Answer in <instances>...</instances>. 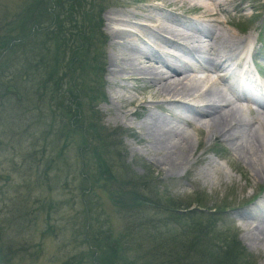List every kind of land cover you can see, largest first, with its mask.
<instances>
[{
  "label": "rangeland",
  "instance_id": "374dc122",
  "mask_svg": "<svg viewBox=\"0 0 264 264\" xmlns=\"http://www.w3.org/2000/svg\"><path fill=\"white\" fill-rule=\"evenodd\" d=\"M63 1V8L55 6V0L40 1V10L45 8L46 11L42 22L43 30L36 31L37 34L33 36L36 38L35 41L33 39L34 50H29L30 46H33L32 43L26 47L22 43H19L21 45L14 44L16 46H14L11 60H9L10 49L9 52H4L1 45L2 34L8 38H16L21 35L24 28L20 29L21 22L16 18L24 13L31 0H0V65L5 66L2 72L11 76L0 80V242L4 243V248L9 250H4L5 254L8 253L12 257L9 264H95L92 256L93 243L85 241L83 231L87 225L84 217V204L90 200V204L96 205L94 198L96 196L102 197L99 205L105 214L103 218L107 216V220L108 218L111 220L110 231L115 237L122 236L120 239L122 249L118 253L122 261L120 264H123V258L126 259L124 264L125 262L126 264H143L141 260H132L134 255L139 253L138 244L133 238L143 234L141 227L150 225L149 220H158L163 213L151 208L146 209V213L145 208H140L138 211L145 213L139 214L138 212L131 219L129 213L122 212L120 208L114 206L110 198L113 197V192L116 189L119 190L122 185L120 180L129 176V172H132L138 179L146 178V181L150 183L149 186L156 187L160 197L168 198L173 204L180 205L181 208H187L186 206L191 203L192 206L188 210L195 209V203L197 204V200H201L198 206L202 205L203 210L195 209L199 213L196 218L203 225L210 224L213 230L202 238L205 237L204 239L209 240L212 244L221 245L217 240L224 239L221 237L222 232L226 233L224 236L228 238L234 235L244 249V254H247L244 260L238 257L240 264H264V242L256 240L250 242L245 238L247 233L251 236L256 233L253 229V226L258 224L255 221L256 218H247L245 214L256 202L253 197H264V183H258L253 179L249 162L242 158L238 147H230L226 142L216 138L208 139L205 128L198 131V129L194 130L192 127L180 123L178 124L180 129L184 135L193 139L192 144L196 149L193 156L184 161L182 169L169 172L166 166L163 167L162 161L157 162L153 157V154H156V148L158 150L164 148L155 145L151 148L147 143H144L145 141L141 142V130L137 127V123L144 120L146 114L151 111L157 118L164 119L170 125H174L175 121L170 116L173 108L166 105L167 109L162 110L158 105H153L156 103L150 102L155 100L159 103L164 98L157 92V88L151 87L149 82L126 83L120 81V76L113 77L109 73L113 57L111 46L113 33L117 29L128 28L124 22L122 24L110 22V18L124 21V19L131 20L132 17V21L135 22L137 15L147 13L145 9L148 5L168 2L166 0H96L95 10L97 14H100L99 30L105 40L104 43L103 40L100 43H95L92 40L95 44L93 45L94 50H90L89 59L93 53L98 51L101 52L102 60H104L102 81L97 88L92 87L94 93L97 94L98 90V94L94 95L95 99L87 98V94L84 92L88 85H86L85 78H83V82L79 80L78 70L75 75L77 77L66 76L63 79V92L60 96L62 98L58 96L57 99L56 94L52 92L51 95L50 93L44 94V97L40 98L39 93V96L35 94L40 92L38 86L41 83L48 84L46 86L48 92L52 89L57 91V88L53 87L56 80L53 75L58 73L61 76L64 71L67 74L66 71L69 68L67 61L71 51L79 46L78 36L75 39L68 36V32V35L65 34L71 19L74 18L73 15L77 17V25L81 24L82 19L77 16L80 13L79 7L76 2L72 1L75 9L69 12V7L72 4ZM198 1L207 3L228 1V12L222 13L219 17L224 22L223 26L209 24L211 30L218 32L222 30L223 34L228 30L235 33L237 38L246 41L244 49L250 47L253 49L252 54L258 53L257 61L264 66L262 47L264 0H191L189 1L191 3L184 4L183 9L176 8L182 4L180 2L171 5L168 12L175 11L177 16L171 13L158 16L168 25L189 33L175 21L178 20L180 24L188 23L202 14V11L193 8ZM49 9H51L50 12ZM194 11L196 15L189 14ZM55 14L59 16L58 20L53 22ZM186 15L191 19L185 18ZM57 21L62 24L63 30L59 33L58 40L55 38V34L60 29L57 28ZM6 25H8V29ZM24 31L28 30L24 29ZM87 33L89 32L87 31ZM190 34H192L191 30ZM12 41L10 40L9 43ZM56 47H58V51L55 54L63 62V65L59 67L60 72L52 69L54 68L52 57ZM171 51L178 53L176 49H171ZM228 56L232 57L230 54ZM244 58L248 62L249 57L244 55ZM113 70L120 71L121 69ZM251 71L253 78L256 79L254 69L251 68ZM212 75L214 76V74ZM191 76L197 77V79L204 78L203 75L199 77L196 74H191ZM47 78L53 79L48 80ZM113 80H116V83ZM229 81L218 79L219 84L216 86L231 95L236 107L249 109V102L236 100V97L239 96L237 88L233 79ZM73 83H78L77 86L80 88L72 87L71 91L74 92L77 89L80 91L79 94L84 93L79 108L80 116L75 119L72 118V115L61 113L57 108V105H62L61 102L65 104L66 101H69L68 91L70 90L68 89ZM209 86L203 83L196 89L197 92L193 91V94L190 95H202ZM7 87H9L8 90ZM124 87L127 89L126 91L123 89ZM212 89L217 90L214 87ZM15 91L21 96L28 95L29 99L16 97L13 95ZM51 96L54 98L52 99ZM113 96L118 100L124 96L134 97L135 102H132L130 106L125 104L128 103L126 101H120L119 104L115 102L116 109L110 108ZM205 99L215 98L210 96ZM141 100H149V106L137 103L142 102ZM182 100L188 101L187 98ZM123 105L129 110V114L126 115L130 120L126 121L123 116V121H115L116 116L123 115ZM243 116L247 120L246 127H252L253 130L257 129L256 131H258L257 123L253 124L254 119H257L255 112L244 111ZM89 122L97 123L99 136H103L107 141L106 150L108 149L111 154L106 155L104 159L106 165L111 166V173L114 174L112 180L97 182L95 177H92L96 176V168L100 165L96 159L94 160L92 152L94 143L92 147H85L82 146L83 142L81 141V124L86 126ZM49 126L51 133L47 134ZM68 128L74 129V132L70 131L68 142H65V132ZM247 128L240 130L241 133L243 132L241 134L243 142L248 139ZM262 129L260 128L258 131L260 134L264 133ZM142 133L148 139L145 131ZM114 143L116 146H113ZM63 157L67 159L66 166L63 165L64 162L60 161L63 160ZM49 159H53V163L48 168ZM142 183L145 184L138 181V184ZM95 185L96 196L90 195L88 188ZM103 185H107L106 189L100 187ZM84 190L85 193L82 192ZM103 193H106L108 199ZM259 205L264 206L263 198ZM258 206L252 215L258 213V219L264 220V213L257 209ZM214 209L217 210L215 213ZM219 209L221 210L219 211ZM211 215H215V217ZM188 222L187 219L182 220V223L188 224ZM259 223L264 224V221H259ZM88 226L90 227V224ZM92 227L95 231L91 232L92 228L86 230L88 238H91L92 234L98 238H103L106 235V232L103 231L107 226L103 228L99 224V226L92 225ZM99 254L100 256L104 255L103 252ZM129 259L130 263H127Z\"/></svg>",
  "mask_w": 264,
  "mask_h": 264
},
{
  "label": "bare ground",
  "instance_id": "6f19581e",
  "mask_svg": "<svg viewBox=\"0 0 264 264\" xmlns=\"http://www.w3.org/2000/svg\"><path fill=\"white\" fill-rule=\"evenodd\" d=\"M166 1L168 3H163L165 5H148L145 9L147 13L137 15V21L135 22L132 21V17L131 20L124 19V21L115 18L109 20L118 24L124 22L125 26L133 29L125 27L124 29H117L113 33V37L111 36L113 38L111 44L113 57L109 69L110 75L113 77L120 76V81L126 83L149 82L151 87L157 88V92L164 98L159 103L155 100L150 102L156 103L153 105H158L162 110L167 109L166 105L173 108L170 116L175 121L173 122L174 125H170L164 119L157 118L149 111L146 118L137 123V127L141 130L140 141H145L144 143H147L151 148L153 145L156 147L162 146L164 149L158 150L156 148L157 151L156 154H153V157L156 158L157 162L162 161L164 163L163 167L166 166L171 172L182 169L181 166L184 161L193 156L196 149L192 144L193 139L184 135L178 124H186L194 130L198 129V131L205 128L208 139L216 138L226 142L230 147H238L242 158L249 162L253 179L258 183H264V133L260 134L258 132L260 128H263L264 131V106L260 108L261 110L255 112L257 119H254L253 124L257 123L258 127L256 128H258V131H256L257 129L253 130L252 127L247 128V120L243 116L244 111L252 113V110L236 107L231 95L216 86V84H219L218 79L230 82L226 79L228 74L226 67L233 62L236 67L245 64L244 55L250 50L248 48L244 49L246 41L237 38L235 33L228 30L223 34L222 30L219 32L217 30L213 31L209 26V24L223 26L224 22L219 17L222 13L228 12V1L216 3L196 2L193 8L202 11V14L188 23L180 24L178 20L175 21L177 25L185 28L189 33L168 25L161 20L160 16H164L166 13L177 16L175 11H173L174 13L168 12L171 5L180 2L182 4L175 7L183 9L184 4L191 3L189 2L191 0ZM190 30L192 34H190ZM171 49H176L178 53H174ZM204 53L207 55H204ZM229 54L232 57L228 56ZM204 56L207 59L209 70H196L195 63L198 64ZM217 73H223V75ZM191 74L203 75L204 78L200 77L199 80L197 77H192ZM122 76L123 78H121ZM231 77L234 78V74ZM113 81L116 83V80ZM203 83L210 86L202 95H190ZM212 87L217 90L215 91ZM123 89L127 90L125 87ZM238 95L236 97L237 101L245 100L249 102L243 93L238 92ZM210 96H214L215 99H205ZM233 96L235 97V95ZM185 98L188 99V102L182 100ZM134 99V97L124 96L118 100L113 96L110 108H115V102L119 104L120 101H126L128 103L125 104L130 106L132 102H135ZM148 101L137 103L147 106L150 103ZM190 102L196 105H191ZM123 110V115L116 116L115 121H123V116H125L126 121L130 120L126 115L129 114V110L124 105ZM244 128H247L248 139L243 142L241 139L243 132L241 133L240 130H246ZM143 131L147 134L148 139L145 138ZM164 150L166 151L163 153ZM262 198L264 201V197ZM263 208L264 206L259 205L257 209L264 213ZM250 217L252 219L256 218L255 221L258 224L256 226L252 224L256 233L252 236L247 233L245 235L246 240L264 242V224L259 223V221L264 220L258 219V213L250 215Z\"/></svg>",
  "mask_w": 264,
  "mask_h": 264
},
{
  "label": "trees",
  "instance_id": "16d2710c",
  "mask_svg": "<svg viewBox=\"0 0 264 264\" xmlns=\"http://www.w3.org/2000/svg\"><path fill=\"white\" fill-rule=\"evenodd\" d=\"M40 1L41 0H31L29 5L25 8L26 10L24 11V13H21V15L16 18L21 22L20 26H23H21L20 29H27V32H25L23 29L21 35L16 38H8L4 34H2V37L0 36L2 38L1 45L4 48V52H9L10 49V57L8 58L9 60H11V52L13 48L14 46H16L14 44L21 45L19 43H22V45H25V47L26 45L30 46V43L33 44V39L34 41L36 39L33 37L37 34L35 32L38 30H43L42 22L45 18L44 14L46 10L45 8L43 10H40ZM65 1L70 2L72 4L69 7V12L75 9V6H73L74 4L72 3V1L76 2L77 6L79 7L80 13L77 16H79V19H82L81 24L79 23L80 25H77V17L73 15L74 18L71 19L70 25L67 28V31L65 32L66 35H68V32V36L75 39L76 36H78L80 39L79 46L71 51V55L69 57V60L67 61V67H69L66 71L67 74H65L64 71L60 76L58 73H54L53 75V72H51V74L56 78L53 87H56L57 91H53L54 89H52L48 92L46 88L48 84L44 82L41 83L40 86H38L40 92H37V94L35 95L39 96L40 94V98H42V96L44 97V94L47 95L50 93L51 95L53 93L56 94L58 99V96L60 97L61 92H63V79L66 76L72 78L77 77L75 75L79 70V74H77L80 77L79 80L83 82V78H85L86 85H88L87 90L84 93L87 94V98L95 99L94 95L98 94V90L96 94L93 92L92 87L97 88L100 84V81H102V77L104 75V60H102L103 58L101 52L98 51L93 53V56L91 57V59H89L91 55L90 50H94L93 45L96 42L100 43L103 40L102 42L104 43L105 40V37H102L101 32L99 30L100 14H97L95 10V8L97 7L95 3L96 0H89L88 2L87 0ZM54 4L55 6H59V8L64 7L63 0H55ZM50 10L51 9H49V12ZM58 16L59 15L56 16V14L54 15L53 22L58 20ZM57 26V28H60L55 34V38L58 40L60 38L58 35L63 30L61 23L58 22ZM6 28L8 29V25H6ZM87 31L89 33H87ZM10 40L13 41L9 43ZM92 40H94L95 43H93ZM76 42L78 41L76 40ZM33 47L34 44L33 46H30L29 50H34ZM57 51L58 47H56V51L54 52V55L52 57L54 63V68L52 69H56L57 72H60L59 67L63 65V62L57 57V54H55ZM78 52H80L81 54H77ZM4 69L5 66L0 65V80L7 77H11L10 75H6L2 72ZM77 85L78 83H73V85L68 89L70 90L68 91V93L70 94L69 101H66L65 104L61 102L60 104L62 105H57V108L61 113H65L68 116L72 115L73 119L78 118V116H80L79 108L84 97V93L81 92V94H79L80 91L77 89H75L74 92L71 91L72 87L80 88ZM9 87H7V90ZM13 95H16V97H19L21 99H29L28 95L21 96L16 91L13 93ZM53 98L54 97H52V99ZM74 106L75 109H73ZM81 126V141L83 142L82 146L92 147L94 143V148L92 150L94 160L96 159L97 162L100 164L96 168V176L92 177H95V181L97 182H99V180H112L114 174L111 173V166L108 164L106 165V161L104 159V157L108 154H111V152L108 149L106 150L107 141L105 140V138L103 136L100 137L97 132V123L89 122L88 125L84 126L81 124ZM50 130L51 127L49 126V129H47L46 133L48 132L47 134H50ZM70 131L74 132V129L68 128V130H66V137L64 138L65 142H68ZM113 146H116V144L114 143ZM101 158L103 159L101 160ZM62 159L63 160L60 161L64 162L63 165L66 166L67 159L65 157H63ZM48 161L49 163L47 167L52 165L53 159H49ZM126 172L125 174L127 175ZM138 181L144 182L145 184H138ZM120 183L122 185L120 186L119 190L116 189L113 192V197H111L110 200L114 204V206L120 208L122 212L125 211L129 213L131 219L138 214V210H140V208H145V212L146 209L151 208L157 212L161 211L163 213L162 217H159L158 220H149L150 225L141 227L143 230V234H140L138 237L134 235L135 238L133 239L135 240V243L138 244L137 250H139L140 254L138 253L134 255V259H132L133 261H137L138 259L141 260L143 264H238V257L243 260L246 258L247 254H244V249L241 247L239 240L236 239V236L234 235L228 238L224 236L226 233L222 232L223 234L221 233V237H223L224 239L221 241L217 240L221 243V245L212 244L209 240H205V237L202 238V236H206L209 232L211 233L213 230L210 224L207 223L203 225L196 218V216L199 214L196 210H203L202 205L198 206L201 203V200H197L198 203H195L196 210H188L189 207L192 206L191 203L186 206L187 208H181L180 205L173 204L168 198L160 197L154 185L149 186L150 183L146 181V178L138 179L132 174V172H129V176L125 177V179L122 178V180H120ZM106 186L107 185H103L100 187H102V189H106ZM95 188L96 185L88 188V192H90V195L93 194L96 196ZM97 188L100 189L99 187ZM123 189H126V191H123ZM82 192L85 193V190ZM103 194L105 195L106 193ZM94 198L96 205L90 204V200L87 202V204H84V217L87 224L85 226V230L83 231L85 234V241H92L93 243L92 245L94 247V250L92 252V256L94 258L93 260L95 264H120L122 261L120 260L121 256L118 253L122 249V242L120 243V239H122V236L115 237L113 232L110 231V228L112 227L111 220H109V218L107 220V216L103 218L105 214L101 209V205H99L102 201V197L96 196ZM221 209H219V211ZM216 211L217 210L215 209L213 210L214 213ZM145 212L141 211L139 212V214ZM211 216L215 217V215ZM183 219H187L189 221L188 224L182 223ZM88 224H90V227L88 226ZM99 224L103 228L107 226V228L103 231L106 232V235H104L103 238H98L97 236H95V234L91 233L93 236L91 238H88L86 230L92 228L91 232H93L95 230L93 229L92 225L99 226ZM107 229L109 231L108 234ZM135 231L136 229L133 231V234L135 233ZM4 250L9 251L8 249L4 248V243L2 244L0 242V264H9L12 257L8 253L6 255V252H4ZM100 252H103L104 255L100 256ZM125 260L123 258V264ZM127 263H130V259L129 261H127Z\"/></svg>",
  "mask_w": 264,
  "mask_h": 264
}]
</instances>
